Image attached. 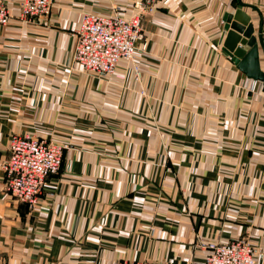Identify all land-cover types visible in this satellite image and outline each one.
<instances>
[{"label": "crops", "instance_id": "obj_1", "mask_svg": "<svg viewBox=\"0 0 264 264\" xmlns=\"http://www.w3.org/2000/svg\"><path fill=\"white\" fill-rule=\"evenodd\" d=\"M139 1L51 0L46 20L26 22L21 0H0V264H203L205 245L238 238L264 253V86L219 45L237 2L157 0L144 52L112 75L84 71L83 15L128 17ZM241 2L264 45V0ZM241 11L256 33L258 13ZM22 134L67 146L32 212L1 169Z\"/></svg>", "mask_w": 264, "mask_h": 264}, {"label": "built area", "instance_id": "obj_2", "mask_svg": "<svg viewBox=\"0 0 264 264\" xmlns=\"http://www.w3.org/2000/svg\"><path fill=\"white\" fill-rule=\"evenodd\" d=\"M156 6L154 0H141L128 17L114 10L111 15L85 13L74 32V60L84 71L106 76L114 73L117 62L130 61L138 52L142 21ZM51 0H21L18 19L26 22L46 20ZM11 15L0 5V26ZM145 47V45H143ZM142 47V48H143ZM137 69V68H136ZM66 145H58L29 134L14 135L9 140L8 156L2 163L4 186L19 203L32 212L39 203L46 179L58 175ZM203 264H255L264 253L244 239L226 244H207ZM114 264H160L156 261L119 260Z\"/></svg>", "mask_w": 264, "mask_h": 264}, {"label": "water", "instance_id": "obj_3", "mask_svg": "<svg viewBox=\"0 0 264 264\" xmlns=\"http://www.w3.org/2000/svg\"><path fill=\"white\" fill-rule=\"evenodd\" d=\"M238 9L234 13L223 16L224 29L219 39V45L229 56L236 69L246 78L261 82L264 86V71L261 68V55L264 60V45L261 34V19L256 8L236 0ZM251 8L258 13L259 24L257 32L254 31L249 15L241 11Z\"/></svg>", "mask_w": 264, "mask_h": 264}, {"label": "rangeland", "instance_id": "obj_4", "mask_svg": "<svg viewBox=\"0 0 264 264\" xmlns=\"http://www.w3.org/2000/svg\"><path fill=\"white\" fill-rule=\"evenodd\" d=\"M155 1V3H157V0H154ZM151 14V13H150ZM148 15V14H147ZM142 28H143V22H142ZM145 45V44H144ZM143 44L142 45H140V47H139V50H138V53L140 52V53H142V52H144L145 51V47H146V45H145V47H143ZM134 57H135V55H134ZM134 60V58L132 59V60H130V61H127V60H122V61H127V62H132ZM120 61V60H119ZM118 61V62H119ZM117 62V63H118ZM134 78L136 79V80H139L140 79V73L138 72V70L136 69V65H135V67H134ZM67 149V147L63 150V154H64V151ZM62 161H63V159H62ZM1 169H2V165H1ZM171 170V168L169 167V166H167V167H165V172H169ZM2 171H3V169H2ZM5 191L7 192V194L14 200V201H16V202H19V201H17L10 193H8V191L5 189ZM21 204V203H20ZM24 205V204H23Z\"/></svg>", "mask_w": 264, "mask_h": 264}]
</instances>
